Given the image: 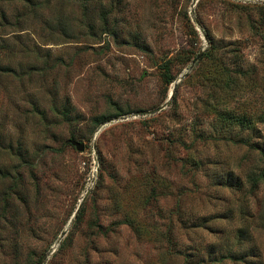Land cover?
<instances>
[{
  "label": "rangeland",
  "instance_id": "374dc122",
  "mask_svg": "<svg viewBox=\"0 0 264 264\" xmlns=\"http://www.w3.org/2000/svg\"><path fill=\"white\" fill-rule=\"evenodd\" d=\"M41 2L0 0V264H264V0Z\"/></svg>",
  "mask_w": 264,
  "mask_h": 264
},
{
  "label": "trees",
  "instance_id": "16d2710c",
  "mask_svg": "<svg viewBox=\"0 0 264 264\" xmlns=\"http://www.w3.org/2000/svg\"><path fill=\"white\" fill-rule=\"evenodd\" d=\"M9 1H11V2L18 1V2H23V3H28L35 10H38L39 7H40V5L42 4L41 0H9ZM0 17L2 18L0 20V25L1 26L11 25L12 24V23L9 24L10 21H8V17L6 16V14H5L4 11H1L0 12ZM19 21H20L19 18L16 17L15 18V23H20ZM211 47L213 48V44H212ZM8 48H9V45L7 43H0V53H2V51H5ZM222 68H223L222 72H226V71H228V68L229 67L224 62H222ZM10 70H11V68H9L7 66H1L0 65V71H2V72H8ZM229 82H231V83L234 82V85L236 86V83L237 82L233 78ZM227 88H228V90L225 92V94L228 95V96H231V95L235 94L234 92L237 89V88L236 89H233V87H231V86H227ZM172 99H175V94L172 97ZM226 107H228V106H226ZM219 115H220V118H221V120L223 122L228 123L229 125L238 126L240 129H245V128L246 129H253L255 127L254 126V123H255L254 120H256L257 122L264 121V112H262L254 120L251 118V116L250 117H247L246 114H244V113L235 114L229 108H226V110L219 112ZM240 141L242 143H249L251 145H254L253 143L248 142V140H244L242 138L240 139ZM16 154H17V157H19L22 160L17 165H21L23 162L27 161V156H28L27 151H25L23 149H18L17 152H16ZM16 168H17V166H16ZM16 171L18 172L19 171V168ZM17 172H15V176L14 177H17L18 176V173ZM5 173L6 172L3 173L5 176H7L9 174V172H7L6 174ZM260 176H264V173L261 172ZM250 179L253 180L254 179V176L253 175L250 176ZM14 183H15V186L14 187H17V180H15ZM3 202L4 203L2 205V208H0V220L3 219V218H5V213H6L5 211H6V206H7V197L4 198V201ZM82 211H83V204L79 207V213H78L79 216H81ZM230 253H232V252H230ZM227 257L234 258L233 256H227ZM234 259H236V258H234Z\"/></svg>",
  "mask_w": 264,
  "mask_h": 264
},
{
  "label": "water",
  "instance_id": "95a60500",
  "mask_svg": "<svg viewBox=\"0 0 264 264\" xmlns=\"http://www.w3.org/2000/svg\"><path fill=\"white\" fill-rule=\"evenodd\" d=\"M172 95H173V91H170V93H169V99L172 97ZM73 143H74V145L76 146V148L78 150L82 151L84 149V145L82 143L76 142V141H74ZM40 264H41V262H40Z\"/></svg>",
  "mask_w": 264,
  "mask_h": 264
}]
</instances>
